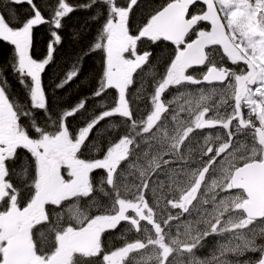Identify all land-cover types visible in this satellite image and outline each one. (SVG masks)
I'll use <instances>...</instances> for the list:
<instances>
[{
    "label": "snow or ice",
    "instance_id": "6c2138e0",
    "mask_svg": "<svg viewBox=\"0 0 264 264\" xmlns=\"http://www.w3.org/2000/svg\"><path fill=\"white\" fill-rule=\"evenodd\" d=\"M13 2L27 3L33 15L14 27L0 14V41L14 47L11 67L30 104L14 102L4 87L6 78L0 82V264H99L101 258L102 264H234L229 255L246 253L259 255L235 264H264V244L257 242L264 238V227L257 231L264 225V0H167L136 33L130 17L138 0H90L82 5L102 3L107 16L89 49L103 54V71L92 93L100 98V111L78 130L67 120L87 112L83 99L65 109L52 128L37 119L40 112L51 118L41 73L61 42L56 30L62 18L74 8L67 0H57L48 20L33 0ZM44 23L52 25L53 40L47 56L38 61L29 50L33 28ZM144 40L170 42L175 52L159 79L153 78L147 110L137 119L128 94L134 74L150 64L152 53L139 50ZM200 66L206 71L192 75L190 70ZM78 71L74 66L57 87L71 82ZM204 83L220 86L218 101H213L216 87L201 88L196 95L179 91ZM170 88L178 95L166 100ZM109 90L114 96L106 104ZM144 94L142 85L136 98ZM181 98L184 102L178 103ZM117 116L125 133L100 158H82L85 150H98L89 144L93 131ZM23 120L30 122L29 128ZM217 128L222 133L204 138L198 167H192V150L184 153L186 143L198 130L202 134ZM18 150L30 154V160L26 156L28 162L14 172ZM96 170H103L98 185ZM96 191L110 204L97 205ZM83 199L93 201L97 214L79 206ZM161 203L166 218L157 211ZM172 209L179 211L173 215ZM193 212L197 219L180 222ZM122 222L137 238L105 251L102 235ZM210 235L230 239L219 245L218 255L201 260L194 250Z\"/></svg>",
    "mask_w": 264,
    "mask_h": 264
},
{
    "label": "trees",
    "instance_id": "16d2710c",
    "mask_svg": "<svg viewBox=\"0 0 264 264\" xmlns=\"http://www.w3.org/2000/svg\"><path fill=\"white\" fill-rule=\"evenodd\" d=\"M125 3V0H120ZM158 0H138V6L134 8L130 17L131 30L136 33L138 27H141L146 22L147 17L151 14ZM74 8V11L62 18V27L58 30L61 36V42L54 46L53 57L49 64L46 65L44 72L41 73L42 86L45 90L50 119L43 112L37 114L38 121L43 125L47 124L52 128L53 122L58 121L61 113L65 109H70L75 106L80 100H86L87 112L82 115L77 114L74 117L68 118L67 122L72 130H78L83 126L85 120L90 118L94 113L100 111L97 101L100 98H92V93L98 87L100 76L103 71V54L100 51L90 52L89 49L96 41L99 31L105 21L107 9L102 4L97 2L91 8H84L82 5L90 3V0H67ZM33 3L39 8L42 15L50 20L53 15V10L57 5V0H33ZM0 14H3L12 26H18L24 20L33 15L31 6L27 3L16 4L13 0H0ZM133 27V28H132ZM53 27L49 23H44L33 28L32 44L30 47V55L40 61L47 56L48 44L53 40L51 32ZM147 51L152 53L149 66L154 68V72L163 73L165 64L168 58L174 56L171 51L173 48L162 43L146 42ZM14 47L6 42L0 41V82L6 78L7 83L4 87L7 93L14 102L28 106L27 89L19 82L18 75L13 72L11 67L14 63ZM79 69L78 76L63 88H58L57 85L65 79L66 74L73 69ZM30 83V81H29ZM132 87L129 89L128 99L132 104L135 117H140V106L142 102H134L131 98ZM114 91L109 90L108 96L104 98L106 104L112 102ZM141 104V105H139ZM26 128L30 127L28 120L22 121ZM116 127H111V125ZM126 128L122 119L115 117L108 121L105 119L91 134L89 144H95L98 150H85L82 158H100L103 151L106 150L110 142L115 140L118 135L124 134ZM18 164L15 162L13 166L14 172H19L21 162L27 163L23 152L19 151ZM103 175V170H96L93 173V179L99 184L100 178ZM19 182L18 176H13ZM97 205H107V200L101 197L95 199ZM87 204L91 203L92 214L97 209L92 203V200H84ZM126 231V224H121L119 229L104 233L102 246L105 251L113 250L121 247L124 242L121 235Z\"/></svg>",
    "mask_w": 264,
    "mask_h": 264
},
{
    "label": "rangeland",
    "instance_id": "374dc122",
    "mask_svg": "<svg viewBox=\"0 0 264 264\" xmlns=\"http://www.w3.org/2000/svg\"><path fill=\"white\" fill-rule=\"evenodd\" d=\"M107 16V14H106ZM106 19V18H105ZM146 42H148L147 40L142 41L139 44V50L142 53L143 51H147V45ZM152 43V42H150ZM163 73L158 72H154V68L146 65L144 66L143 71H138L136 74H134L135 77V82L132 86H130V88L132 87V91H131V98L134 102H142L140 106V114H138V116L141 118L142 114H144L146 112V104L148 102V96L147 93H150L153 89L151 87L152 83H153V78L155 79H159V77L162 75ZM143 85V91H144V96L141 99H137V92L139 89H141V86ZM216 87L217 88V95H215L213 97V101H218L220 99V95H219V87L220 86H216V85H210V86H194V85H186L184 88L180 89L179 91H183V92H191L193 95L198 94V90L203 88L206 91ZM114 91V90H113ZM178 95V90L176 88H170L167 93L165 94V99L166 100H171L174 96ZM129 96V94H128ZM185 98H181L180 101H178V103H183ZM211 103V102H210ZM118 117V116H117ZM115 117L112 118H106L108 121L112 120ZM120 118V117H119ZM169 124L171 125V118L169 117ZM223 130L221 129H206V130H202V134H201V130H198L196 135L194 136L193 140L190 143H186L185 147H184V153L187 155L189 153V149L192 150L191 152V157L190 159L192 161H194V163H192V167H198V162L200 159V150L201 148L205 147L204 145V138L208 135H212L213 137H215L216 134L218 133H222ZM242 141H244L245 143H249L250 141L245 138V137H241L240 138ZM23 153L25 155V157H28V160H30V154H27L25 152V150H23ZM160 179H165L164 176H161ZM103 199L107 200V205L110 204V201L108 200V198L106 196L103 195V193L96 191L94 193V198L96 199L97 197H101ZM148 198L149 200H152V193L149 192L148 194ZM84 200L87 199H83L80 202V207L82 209L88 210L91 212L92 208H91V203L87 204L86 202H84ZM153 203H155L153 201ZM93 204V203H92ZM158 213L163 216L164 218L167 217L168 211L167 209H165V205L163 203H161L159 205V207L157 208ZM179 210L178 209H172L171 212L173 215H175ZM94 213L97 214V209L94 210ZM197 215L195 212L192 213L191 216H189L188 214H184L183 216L180 217V222H184L187 220H195L197 219ZM177 222H173V224H175ZM121 224H126V231L121 235V237H123L124 242H122L121 246H123V244L126 241H132L134 239L137 238V234L133 231H129L128 228L129 226L127 225L126 222H122ZM120 225H118V227L114 230L119 229ZM200 227H203L202 225ZM259 227H264V225L258 226L257 227V231L259 230ZM181 231H183V229H181ZM176 229L175 227H173L172 229V235H175ZM230 236L229 235H224V236H219V235H210L208 236L204 241H202V247L201 248H197L195 251V255L196 257L200 258L201 260L203 259H211L213 254L218 255V249H219V245L221 244H227L229 242ZM238 240L233 239V243H238ZM257 242H259L260 244H264V238H259L257 239ZM258 254V253H256ZM232 257H234L233 255H229L228 259L232 261ZM102 262V258L100 260Z\"/></svg>",
    "mask_w": 264,
    "mask_h": 264
},
{
    "label": "flooded vegetation",
    "instance_id": "af4514ba",
    "mask_svg": "<svg viewBox=\"0 0 264 264\" xmlns=\"http://www.w3.org/2000/svg\"><path fill=\"white\" fill-rule=\"evenodd\" d=\"M166 2H167V0H158L157 3H155L154 6H155V7L157 6L156 9H158V8H160L163 4H165ZM120 3L123 4L121 1H120ZM198 7H199V5L197 6V8H198ZM154 10H155V9H154ZM201 27H207V26L204 25V24H202ZM132 28H133V27H132ZM191 38H195L194 35H193ZM217 60H218V62L223 63L225 66H229V67H232V68H234V69H236V70H239L238 66L231 65L230 62H227L226 58H225V60H223V61H219V57H217ZM239 67H244V66L241 65V66H239ZM190 71H191V72H194V76L200 77V76L202 75V73L205 71V68H201V69H193V70H190ZM244 112H245V115H246V113H247V109H245ZM18 161H19V160H17V162H16L17 164L19 163ZM13 166H14V164L11 165L12 169H13ZM13 179H14V178H13ZM14 180H16V179H14ZM16 181H17V180H16ZM17 182H18V181H17ZM110 231L114 232V230H110ZM103 236H104V234L102 235V239H103ZM258 243H259V242H258ZM201 247H202V244H201V246H200L199 248H201ZM258 255H259V253H258V254H256V253H246L244 256H241V257H236V256L232 257V261H233L234 264H235V262H237V261H243V260H247V259H249V258H253V259H255ZM99 264H102V262L99 261Z\"/></svg>",
    "mask_w": 264,
    "mask_h": 264
},
{
    "label": "water",
    "instance_id": "95a60500",
    "mask_svg": "<svg viewBox=\"0 0 264 264\" xmlns=\"http://www.w3.org/2000/svg\"><path fill=\"white\" fill-rule=\"evenodd\" d=\"M165 42L171 44L170 42H167V41H165Z\"/></svg>",
    "mask_w": 264,
    "mask_h": 264
}]
</instances>
